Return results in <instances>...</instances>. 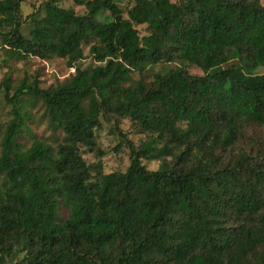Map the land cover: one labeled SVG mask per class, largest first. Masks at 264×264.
<instances>
[{
	"label": "trees",
	"instance_id": "obj_1",
	"mask_svg": "<svg viewBox=\"0 0 264 264\" xmlns=\"http://www.w3.org/2000/svg\"><path fill=\"white\" fill-rule=\"evenodd\" d=\"M28 1L0 0L7 59H66L75 74L13 95L0 83L13 106L0 142V264H264V148L232 153L264 126V4L74 0L81 14L46 0L23 18ZM88 57L97 65L84 69ZM26 94L63 132L57 145L21 143ZM124 120L159 136L134 142ZM105 121L130 151L125 172L84 157L100 152Z\"/></svg>",
	"mask_w": 264,
	"mask_h": 264
},
{
	"label": "rangeland",
	"instance_id": "obj_2",
	"mask_svg": "<svg viewBox=\"0 0 264 264\" xmlns=\"http://www.w3.org/2000/svg\"><path fill=\"white\" fill-rule=\"evenodd\" d=\"M46 0H29L22 7L23 18L32 13L42 2ZM180 1V0H172ZM264 4V0H260ZM119 6L125 10L130 8L134 0H116ZM64 7H73L78 13H84V7L76 5L74 0H65ZM29 28L25 26L24 32L28 34ZM86 55H89V49L86 47ZM7 53L0 41V83L4 80H9L11 83V94L13 95L16 88L24 83L31 84L35 80L40 81V86L49 88L53 85H58L70 79L75 74V69L69 68L66 59L42 60L36 57L28 56L26 58L7 59ZM97 65V62L88 57L82 62L81 67L84 69L92 68ZM180 66V62L158 66L149 69L145 72V77L148 81L154 79V75L160 71H166L168 68ZM190 71L196 75H203V71L197 66H191ZM260 72L263 69L259 70ZM134 79H139V74L133 75ZM23 111L27 114L26 127L23 130L20 141L26 147H29L34 138L46 139L52 145H57L63 140V132L54 129L45 119V107L43 102L33 94H26L21 98ZM12 103H10L4 92L0 93V142L3 130L12 115ZM105 128L97 131V147L100 152L83 151L84 157L89 164L101 165L106 173L114 171H127L130 166V151L124 143L121 144V139L118 135L112 133L111 125L107 124ZM122 129L129 134L134 142L147 141L153 137L159 136L156 133H141L132 125L131 121L124 120ZM264 148V126L252 125L247 129L243 140L232 150L236 154L241 151H257V148ZM256 148V150H255ZM1 154V146H0ZM145 165L150 170H157L161 164L160 161H144Z\"/></svg>",
	"mask_w": 264,
	"mask_h": 264
}]
</instances>
